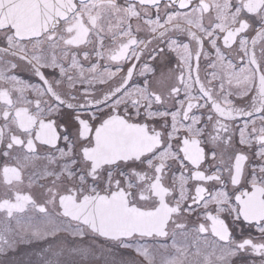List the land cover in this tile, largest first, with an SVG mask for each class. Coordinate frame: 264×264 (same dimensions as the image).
I'll use <instances>...</instances> for the list:
<instances>
[{"label":"snow or ice","instance_id":"snow-or-ice-1","mask_svg":"<svg viewBox=\"0 0 264 264\" xmlns=\"http://www.w3.org/2000/svg\"><path fill=\"white\" fill-rule=\"evenodd\" d=\"M0 264H264V0H0Z\"/></svg>","mask_w":264,"mask_h":264}]
</instances>
